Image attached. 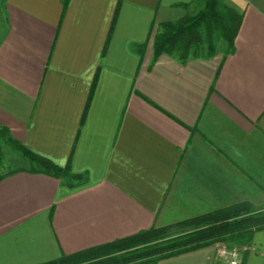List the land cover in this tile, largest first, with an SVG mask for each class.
Segmentation results:
<instances>
[{"label": "crops", "instance_id": "1", "mask_svg": "<svg viewBox=\"0 0 264 264\" xmlns=\"http://www.w3.org/2000/svg\"><path fill=\"white\" fill-rule=\"evenodd\" d=\"M226 1L243 14L235 51L182 61L155 59L154 33L194 0H124L104 56L118 0H69L65 13L64 0H0V125L89 176L70 188L25 157L3 164L0 264H42L238 203L264 210V0ZM219 247L144 264H229ZM244 257L264 264V230Z\"/></svg>", "mask_w": 264, "mask_h": 264}, {"label": "trees", "instance_id": "2", "mask_svg": "<svg viewBox=\"0 0 264 264\" xmlns=\"http://www.w3.org/2000/svg\"><path fill=\"white\" fill-rule=\"evenodd\" d=\"M124 0H118L102 55L112 40ZM69 0H64V13ZM196 11L188 12L178 20L164 21L154 33L155 59L162 53L178 56L182 61L190 57L212 56L217 52V42L226 43V53L235 51V43L243 14L226 0H194ZM189 9L190 4H181ZM154 32L151 26L150 36ZM99 79V70L92 81L88 100L82 116L85 120ZM5 141L32 164V170L67 178L74 188L89 180L88 173H76L71 157L65 166L39 155L15 139L10 129L0 125V161L3 158L1 142ZM264 230V210L248 202L207 212L177 223L153 227L83 251L63 255L42 264H144L197 250L206 246L240 244L246 248L252 243L254 233ZM245 248V249H246ZM244 251V250H243ZM242 251V252H243ZM248 253L247 250H245ZM245 257L242 259L244 263Z\"/></svg>", "mask_w": 264, "mask_h": 264}, {"label": "rangeland", "instance_id": "3", "mask_svg": "<svg viewBox=\"0 0 264 264\" xmlns=\"http://www.w3.org/2000/svg\"><path fill=\"white\" fill-rule=\"evenodd\" d=\"M197 8L198 7L195 4V6H192V8L190 10H191V12H194L197 10ZM225 50H226V43L224 41H221V40L218 41L217 42V53L220 55H223ZM1 150H2L3 158L0 161V165H1L0 166V172H2V168L7 169V167H8V169H9L11 167L17 166L16 163L13 162V158H18V160L22 159V162L20 164H26V165L30 164V162L27 159L22 157L18 151L16 152V150H13V148L11 146H9L5 141L1 142ZM5 163H6L7 167L6 166L3 167V164H5ZM217 245L221 246V244H217ZM236 247L240 248L241 251H243L245 249L244 246H242L238 243L236 244Z\"/></svg>", "mask_w": 264, "mask_h": 264}, {"label": "built area", "instance_id": "4", "mask_svg": "<svg viewBox=\"0 0 264 264\" xmlns=\"http://www.w3.org/2000/svg\"><path fill=\"white\" fill-rule=\"evenodd\" d=\"M219 252L223 259L229 264H242V251L240 248L221 244Z\"/></svg>", "mask_w": 264, "mask_h": 264}]
</instances>
